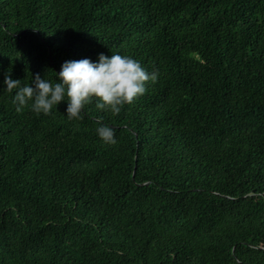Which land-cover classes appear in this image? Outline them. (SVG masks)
Here are the masks:
<instances>
[{
	"label": "trees",
	"instance_id": "obj_1",
	"mask_svg": "<svg viewBox=\"0 0 264 264\" xmlns=\"http://www.w3.org/2000/svg\"><path fill=\"white\" fill-rule=\"evenodd\" d=\"M100 54L159 72L119 115L3 84ZM0 264H264V0H0Z\"/></svg>",
	"mask_w": 264,
	"mask_h": 264
},
{
	"label": "clouds",
	"instance_id": "obj_2",
	"mask_svg": "<svg viewBox=\"0 0 264 264\" xmlns=\"http://www.w3.org/2000/svg\"><path fill=\"white\" fill-rule=\"evenodd\" d=\"M54 73V72H53ZM159 72L147 71L141 63L128 55L100 54L98 62L85 58L65 61L55 81L42 78L39 73L31 77L28 84L11 77V71L4 74L6 91H15L13 104L21 112L30 106L32 112L48 116L61 102H66V116L69 120H82L86 106L95 103V108L119 115L125 105L143 96L146 85L155 83ZM58 81V82H57ZM96 133L105 144H115V130L97 118Z\"/></svg>",
	"mask_w": 264,
	"mask_h": 264
}]
</instances>
